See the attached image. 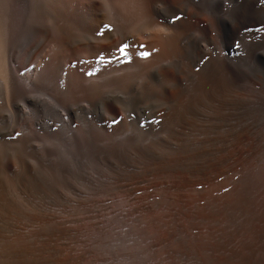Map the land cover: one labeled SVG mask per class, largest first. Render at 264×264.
<instances>
[{
  "label": "rangeland",
  "instance_id": "obj_1",
  "mask_svg": "<svg viewBox=\"0 0 264 264\" xmlns=\"http://www.w3.org/2000/svg\"><path fill=\"white\" fill-rule=\"evenodd\" d=\"M156 1L127 63L99 2L0 0V264H264V0Z\"/></svg>",
  "mask_w": 264,
  "mask_h": 264
},
{
  "label": "bare ground",
  "instance_id": "obj_2",
  "mask_svg": "<svg viewBox=\"0 0 264 264\" xmlns=\"http://www.w3.org/2000/svg\"><path fill=\"white\" fill-rule=\"evenodd\" d=\"M52 1H54V5L57 7L58 12L60 11L59 10L60 6H63L64 9H67L68 6H70L71 9L70 14L77 15L79 19H80L79 11L83 10L84 7L83 5L85 4L84 2L86 1L87 2L90 1L92 3L99 2L100 9H98L97 12H94V14L97 13L95 16L96 17L98 16L100 18L99 24H102L106 21L111 23L112 26L114 27L113 29L118 33V36H124L126 34V33L124 34V32H122L121 29V27L123 28L125 23L130 25L131 26L130 29L127 27L129 29V31L127 32L130 33V36L128 38H130L134 46L133 48L131 47L130 49L134 51L136 48H138L139 45H143V48L141 51H139V53L141 55L144 52L151 53V56L155 58L154 61L156 60L157 57L158 58L163 57V59L168 58L175 51L174 33L171 30L160 26L158 21L156 20V15L158 13L156 0H52ZM36 2L39 7L40 15L37 18V22L30 28L29 31L34 29L33 27L40 29L39 25H41V22L43 21L42 10L43 8L47 9L49 7V0H36ZM87 2L85 6H87L88 4ZM102 10L108 12V19H106L105 15L103 19L101 18L103 14ZM88 17L89 19H91L90 18L91 16ZM94 17L93 20L96 18ZM82 18L84 21L89 20L86 17V15L84 16V13ZM94 21L97 22L96 20ZM59 24H60L59 19L58 18L55 19L52 22V26H53L52 31H54V33L57 34L55 46L59 48V50L64 51L68 45V40L66 39L65 41L66 35L68 33V26L65 25L60 26ZM20 29H22V26H20ZM109 29H111L110 26ZM113 32H114L113 30L112 32L106 31L103 36V40L109 38V36H111ZM81 41H85V39H81ZM259 62L260 60L257 63ZM26 81L30 84L34 82L33 79L30 78L26 79ZM62 81L65 84H70L71 88L73 87L72 85H74V83L71 80L69 81L67 77L62 78Z\"/></svg>",
  "mask_w": 264,
  "mask_h": 264
},
{
  "label": "snow or ice",
  "instance_id": "obj_3",
  "mask_svg": "<svg viewBox=\"0 0 264 264\" xmlns=\"http://www.w3.org/2000/svg\"><path fill=\"white\" fill-rule=\"evenodd\" d=\"M131 45H129L127 42L122 43L119 45L116 49V54L112 57L113 59H116L117 62H127L131 63V52H130ZM150 55V53L144 52L142 54V57H147ZM19 135V133H17Z\"/></svg>",
  "mask_w": 264,
  "mask_h": 264
}]
</instances>
